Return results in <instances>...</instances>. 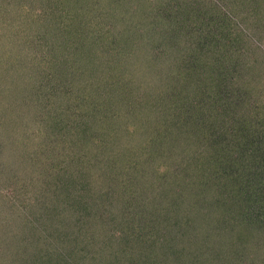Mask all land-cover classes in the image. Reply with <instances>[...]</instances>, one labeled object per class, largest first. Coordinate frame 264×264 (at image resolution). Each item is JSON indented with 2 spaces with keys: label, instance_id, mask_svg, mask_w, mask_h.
<instances>
[{
  "label": "trees",
  "instance_id": "16d2710c",
  "mask_svg": "<svg viewBox=\"0 0 264 264\" xmlns=\"http://www.w3.org/2000/svg\"><path fill=\"white\" fill-rule=\"evenodd\" d=\"M243 1L254 4L0 0V17L14 29L0 37L15 38L20 54L2 45L0 84L13 93L28 86L18 96L34 102L32 81L40 80L63 103L51 107L49 123L62 145L44 148L47 154L39 156L45 133L24 154L0 127L2 162L26 165L0 163V185L23 184L28 175L33 192L5 194L10 203L0 215L12 225L0 217V235L12 228L15 241L0 238V261L247 260L237 245L249 240L250 227L264 232V43H255L251 23L237 24ZM255 4L264 9V0ZM177 42L184 64L169 63ZM24 106L0 103V117ZM73 110L87 116L65 124ZM145 123L157 124V134Z\"/></svg>",
  "mask_w": 264,
  "mask_h": 264
},
{
  "label": "rangeland",
  "instance_id": "374dc122",
  "mask_svg": "<svg viewBox=\"0 0 264 264\" xmlns=\"http://www.w3.org/2000/svg\"><path fill=\"white\" fill-rule=\"evenodd\" d=\"M249 3L254 2L253 5H246L247 3H245V1L241 2H236V3H240V10L238 9V11L235 13V19L237 20V24H240V27H242V22H247L248 24L251 23V29L254 30V35L252 36L255 40L256 44H263L264 43V9H261L258 5L255 4V2H258V0H248ZM235 3V4H236ZM200 7L201 4H199ZM12 6L8 7L7 9L10 11L12 10L11 8ZM194 8V7H193ZM203 10L205 7H202ZM196 11V10H195ZM34 12H38V10H35ZM47 12V9H46ZM195 16V13H194ZM192 16V19H194L195 17ZM194 17V18H193ZM188 24V23H187ZM189 25H191L189 23ZM188 26V25H187ZM41 27V26H40ZM14 29H12V25L11 22H7V20H5L4 18L0 17V33L2 31H7V32H11ZM1 36V35H0ZM5 37L1 38L0 37V50L3 48L2 45H6L7 48L12 47V52L15 54L17 53L18 56L20 55L18 53V49H19V45H18V41L14 38L10 39V40H4ZM173 46H176L177 50H173V52H175L174 54L170 55V59H169V63L171 61H176L182 59L181 55L183 56L186 52L184 50H181V48L184 46V44H182V42H177L175 43ZM259 47V46H258ZM260 48V47H259ZM262 49V48H260ZM263 53H264V49ZM252 51H255L257 53H259L258 51H256L255 49H253ZM171 52V53H173ZM185 52V53H184ZM104 54V53H103ZM177 55L174 57V55ZM262 54V53H261ZM105 55V54H104ZM12 56V55H11ZM107 56V55H105ZM12 58V57H10ZM41 58H45V56L41 57ZM172 58V59H171ZM153 62H155V60H153ZM181 63H185L184 62V58L180 61ZM168 65V63L166 64V66ZM170 65V64H169ZM163 68V67H162ZM180 69H185V67H179ZM36 69L35 66L33 67L32 70ZM170 70V69H169ZM263 70V69H262ZM6 70H4V65L2 66L0 64V77L3 73H5ZM178 71H176L173 75V79H176L178 77ZM15 77H13L14 80ZM16 80V79H15ZM32 83L35 86H38L39 89L37 92H35L34 96L36 98V100L34 102H31L30 99H27L26 97L23 99L20 96H18V94L20 95L22 91V89H24L25 91H28L26 93H29V87L28 86H19L15 93L11 92L10 89H6L4 88L3 85L0 84V93L3 91L5 92L4 95L0 96V103L1 105L5 106V103H17L20 104L21 106H24L23 104L25 103L24 109L20 110L17 108H14L13 111L15 113L13 114H9L8 117H0V127L4 128L5 130L3 131V134H7L8 139H14V142L18 143V146H20L19 148L21 149L22 153H31L32 151H28L31 149H38L39 146L36 147V143L37 140H35L36 136H38V134L40 135L41 132L45 133V136L42 138L40 136V138L42 139L41 143L43 144V147L40 144V155H44L47 154V151L44 148H51L54 149L55 146H57V148H61L59 144L62 145V143H59L58 139H57V135L55 130H50L49 128V123L51 120V107L53 106H58V105H62L63 103H60L61 100L56 98L55 95H53L51 93L50 90H45L42 89V87L40 86V80H33ZM179 86L184 89L186 88V84H183V82H181V84H179ZM67 86H64V89ZM68 91V89L65 90V93ZM54 93V92H53ZM17 94V95H15ZM190 94V93H189ZM49 95L54 96V99H51V97H49ZM58 95V94H57ZM47 101V102H46ZM30 105V106H29ZM29 106V107H28ZM82 113L83 115L87 116V114L83 113L82 111H72L71 114L68 117H65L64 122L65 124L70 123V121L73 122V119L77 118V114ZM88 120V119H87ZM90 120V119H89ZM91 121V120H90ZM109 126H116L115 123H108ZM148 127V128H147ZM143 128L150 130L151 132V136H153L154 134L156 135L157 133L155 132L157 130V124L150 126V123H145L143 125ZM196 129V126L194 127V131ZM51 135V136H50ZM21 136L26 137L24 141L21 140ZM65 152V150H64ZM63 152V153H64ZM44 153V154H43ZM62 153V154H63ZM4 159V157L0 158V163L3 166H9L8 168L11 169L15 168L16 170H26L25 167V163L22 162V159L18 162V163H13V165L11 166V164H8V162L5 161L2 162V160ZM10 163V162H9ZM35 167H38V164L36 163ZM23 173V172H21ZM29 172H26L25 174H28ZM14 175V177L16 176V173L13 174L11 173V176ZM17 176L19 177V173H17ZM33 176V175H31ZM21 180L22 177L20 176ZM23 184L19 183L16 185V183L14 184L12 181H5L6 179H4V181L1 180V182L5 183V187H2V184L0 185V210L3 211L7 209V206L10 202H8L6 200V195L9 192L11 193V196H15V198L17 197L16 194L18 193H22L23 197L25 196L26 198H31L33 192L31 189V185H28V181L31 180L32 177H28L25 176L23 177ZM41 180V179H40ZM16 182V181H15ZM22 182V181H21ZM3 183V184H4ZM7 185V187H6ZM22 188V189H21ZM27 191V192H26ZM6 200V201H5ZM4 204V206H3ZM23 209V208H22ZM21 209V210H22ZM9 210V209H8ZM7 210V211H8ZM6 211V212H7ZM4 213H2V215H0V217H3ZM3 223L4 226L8 227L12 225V220L10 218H6L3 217ZM249 226V225H246ZM251 232H254L253 234L249 235V240H245V242L237 245V247H240V249H242V247L245 248L244 253L245 256L247 257V260L245 261L244 259H240L237 260L235 259H230V261L226 258L224 261H221V263L217 264H264V261L261 259V261H259V258L262 257L264 259V232L263 231H252L253 228L250 227L249 228ZM224 231V229H222V232ZM5 236H12L13 240L15 239V236L12 235V228L10 230H5L3 233ZM2 234V235H3ZM3 235V238L0 235V238L3 239V241H5V236ZM15 241V240H14ZM4 245L6 244H2L1 247H3L2 249V254L4 255L5 251H9L8 247ZM240 252V251H239ZM89 254V253H87ZM222 257H224L223 253L221 254ZM218 261V260H217ZM252 261V262H251ZM94 264V262L92 263V261L89 259V262L86 261L84 264ZM97 263V261H96ZM0 264H7L5 263V260L0 261Z\"/></svg>",
  "mask_w": 264,
  "mask_h": 264
}]
</instances>
